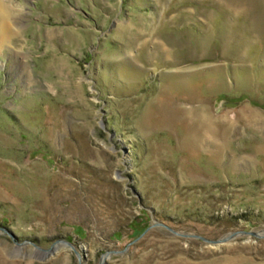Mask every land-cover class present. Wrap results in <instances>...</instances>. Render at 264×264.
Masks as SVG:
<instances>
[{"label": "rangeland", "instance_id": "1", "mask_svg": "<svg viewBox=\"0 0 264 264\" xmlns=\"http://www.w3.org/2000/svg\"><path fill=\"white\" fill-rule=\"evenodd\" d=\"M3 15L0 264H264V0Z\"/></svg>", "mask_w": 264, "mask_h": 264}, {"label": "water", "instance_id": "2", "mask_svg": "<svg viewBox=\"0 0 264 264\" xmlns=\"http://www.w3.org/2000/svg\"><path fill=\"white\" fill-rule=\"evenodd\" d=\"M161 226H163L164 228L168 229L169 231H171L173 234H176V235H182L184 237H196V238H199L201 240H203L204 242H207V243H211V244H217V243H222V242H226L232 238H234L235 236H237L238 234H251V235H257L256 233H253V232H247V231H236V232H233L231 234H229L228 236L224 237V238H221V239H218V240H208V239H205L201 236H198V235H188V234H180V233H177L175 232L173 229H171L170 227H168L167 225L165 224H162V223H157ZM148 229V228H147ZM146 229V230H147Z\"/></svg>", "mask_w": 264, "mask_h": 264}, {"label": "bare ground", "instance_id": "3", "mask_svg": "<svg viewBox=\"0 0 264 264\" xmlns=\"http://www.w3.org/2000/svg\"><path fill=\"white\" fill-rule=\"evenodd\" d=\"M0 29L2 34L1 40L7 41L11 39V35H13V33L11 32V27H9L6 17L4 15L0 16Z\"/></svg>", "mask_w": 264, "mask_h": 264}]
</instances>
